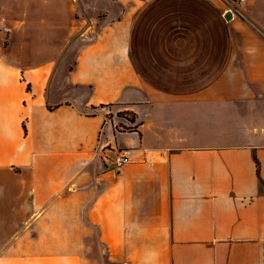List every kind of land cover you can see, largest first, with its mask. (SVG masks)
Masks as SVG:
<instances>
[{"label":"crops","instance_id":"0c3cea01","mask_svg":"<svg viewBox=\"0 0 264 264\" xmlns=\"http://www.w3.org/2000/svg\"><path fill=\"white\" fill-rule=\"evenodd\" d=\"M0 264H264V0H0Z\"/></svg>","mask_w":264,"mask_h":264},{"label":"built area","instance_id":"2783aa9c","mask_svg":"<svg viewBox=\"0 0 264 264\" xmlns=\"http://www.w3.org/2000/svg\"><path fill=\"white\" fill-rule=\"evenodd\" d=\"M130 161H131V157H130L128 151H120L113 158V163H114L115 167H117V168H121L124 164H126Z\"/></svg>","mask_w":264,"mask_h":264}]
</instances>
